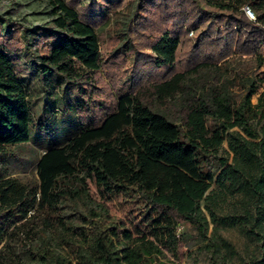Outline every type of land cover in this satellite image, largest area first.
Masks as SVG:
<instances>
[{
	"label": "trees",
	"instance_id": "trees-1",
	"mask_svg": "<svg viewBox=\"0 0 264 264\" xmlns=\"http://www.w3.org/2000/svg\"><path fill=\"white\" fill-rule=\"evenodd\" d=\"M189 1L193 30L206 22L216 33L221 22H232L216 41L222 57L204 59L145 90L122 93L101 124L90 122L45 150L37 161L38 183L0 178V210L6 219L23 220L6 231L0 264H154L161 246L180 255L192 235L179 233L184 224L197 231L198 240L211 242L201 202L218 165L225 187L242 194L245 220L261 242L260 256L249 264H264V125L252 123L264 120V0ZM62 4L73 35L53 39L44 71L51 66L68 74L76 60L99 70L103 60L92 23ZM179 14L175 10L174 18ZM181 42L177 32L159 36L152 45L158 66H176ZM147 90L161 102L175 99L185 115L176 120L160 104L148 102ZM28 106L23 83L0 50V155L6 144L29 138ZM226 140L233 163L219 155ZM91 183L102 198L119 199L150 237H134L130 228L105 218L94 207Z\"/></svg>",
	"mask_w": 264,
	"mask_h": 264
},
{
	"label": "rangeland",
	"instance_id": "rangeland-1",
	"mask_svg": "<svg viewBox=\"0 0 264 264\" xmlns=\"http://www.w3.org/2000/svg\"><path fill=\"white\" fill-rule=\"evenodd\" d=\"M61 1L92 23L103 60L99 70L87 69L76 60L73 71L68 74L51 66L44 71L53 39L73 35V21ZM193 9L189 0L165 3L163 0H0V50L6 53L23 83L30 115L29 138L4 146V154L0 155V178L15 177L22 182L38 183L37 161L45 150L65 143L90 122L101 124L122 93L145 90L152 83L187 71L196 63L211 59L209 57L220 59L223 53L219 54L216 41L232 22H221L217 26L218 33L206 22L199 23V30H193L188 17ZM175 10L182 15L174 18ZM60 19L67 23L62 24ZM5 21L14 26L7 27ZM166 30L177 32L182 38L173 69L169 65L158 66L152 51L153 43ZM252 55L242 57L249 59ZM206 72L204 69L201 74ZM145 99L163 106L176 120L185 115L175 99L158 101L151 90L145 91ZM252 123L262 127L264 120ZM219 155L227 157L229 163L234 162L235 154L228 140ZM222 169L219 165L214 168V181L201 202L209 220L207 234L211 242L198 240L197 231L184 224L179 233L185 230L192 235L180 247V255L161 246L154 264H249L260 256L261 242L251 234L245 220L242 194L225 187L219 177ZM91 187L96 198L94 207L101 210L105 218L130 228L134 237H150L130 220L126 206L119 199H104L93 183ZM6 218L5 212L0 210V247L8 240L6 231L23 221L15 216ZM35 218L37 225H41L40 215ZM22 234L25 236V232ZM31 242L35 243L36 239Z\"/></svg>",
	"mask_w": 264,
	"mask_h": 264
},
{
	"label": "built area",
	"instance_id": "built-area-1",
	"mask_svg": "<svg viewBox=\"0 0 264 264\" xmlns=\"http://www.w3.org/2000/svg\"><path fill=\"white\" fill-rule=\"evenodd\" d=\"M245 9H246V12H247L251 17H254L253 12H252L248 7H245Z\"/></svg>",
	"mask_w": 264,
	"mask_h": 264
}]
</instances>
